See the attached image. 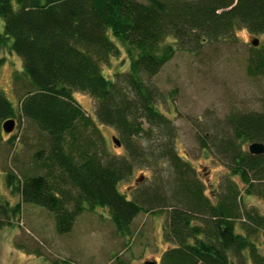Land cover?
<instances>
[{
	"label": "trees",
	"instance_id": "1",
	"mask_svg": "<svg viewBox=\"0 0 264 264\" xmlns=\"http://www.w3.org/2000/svg\"><path fill=\"white\" fill-rule=\"evenodd\" d=\"M233 3L0 0V49L21 60L11 80L17 105L0 90V142L11 134L2 130V123L12 118L29 124L39 146L32 154V173L18 177L5 171L7 189L22 203L52 212L59 234L69 232L83 211L102 207L116 233L125 236L136 215L163 202L169 208L162 226L167 246L156 264H264L259 249L264 246V214L241 205L246 195L264 201V152L252 154L240 147L264 143V111L228 114L233 139L214 142L227 171L212 201L176 152L175 126L157 107L165 97L153 82L176 51L233 40L237 27L264 35V0H236L227 9ZM122 49L127 69L109 78L102 65ZM249 50L247 75L263 76L264 40ZM4 62L0 56V66ZM77 91L93 100L94 119L74 98ZM98 123L116 131L124 154L108 152ZM161 162L173 170L170 197L176 204L168 205L156 193L128 199L118 190L135 168L152 169ZM19 212V202H0V229ZM114 263L127 264L119 256Z\"/></svg>",
	"mask_w": 264,
	"mask_h": 264
},
{
	"label": "rangeland",
	"instance_id": "2",
	"mask_svg": "<svg viewBox=\"0 0 264 264\" xmlns=\"http://www.w3.org/2000/svg\"><path fill=\"white\" fill-rule=\"evenodd\" d=\"M2 27L3 20L0 19V31ZM234 34L233 40L204 43L192 52L176 51L153 77V82L165 97L157 102V107L175 126L176 152L193 168L203 184L204 194L212 201L214 190H221L219 183L227 171L226 161L214 142L233 139L226 121L228 114L264 111V75L252 77L246 73L247 58L251 54L249 49L259 48L264 35L253 34L244 27H237ZM254 38L258 41L256 46L250 43ZM0 56H5V62L0 66V90L17 105L11 80L12 72L19 70L21 60L4 49H0ZM127 66L128 60L122 49L117 57H111L102 65V70L112 78L114 73L125 71ZM74 98L94 119L91 97L77 91ZM97 126L104 135L108 152L124 154L123 146H116L112 141V137L119 139L116 131L107 125L98 123ZM13 135L14 140L9 141ZM201 138H205V147L200 145ZM35 139L34 130L27 122L18 124L15 120L11 134L4 135L0 142V202L10 206L20 203V212L11 218V224L0 229V264H115V256L127 264L159 260L167 246L162 238V226L169 208L163 202L155 204L156 208L151 210L154 212L136 215L130 225V234L125 236L116 233L108 210L102 207L83 211L69 232L59 234L54 229L52 212L22 203L18 194L9 191L5 184V171L11 169L18 177L32 173L29 168L32 154L39 148ZM249 143L240 147L247 151ZM36 173L42 171L37 170ZM171 175L173 170L167 162H161L152 169L135 168L128 179L119 182L118 190L128 199L156 193L160 198H166L168 205L173 204ZM139 178L141 180L137 181ZM243 202L242 206H253L264 214V201L257 195H246ZM259 249L264 256V246Z\"/></svg>",
	"mask_w": 264,
	"mask_h": 264
},
{
	"label": "water",
	"instance_id": "3",
	"mask_svg": "<svg viewBox=\"0 0 264 264\" xmlns=\"http://www.w3.org/2000/svg\"><path fill=\"white\" fill-rule=\"evenodd\" d=\"M250 43L253 46H256L258 44V41L256 38H254L250 41ZM14 127H15V120L12 118L7 119L2 123V130L5 133H11ZM112 141L114 142L116 146L120 145L119 141L115 137H112ZM248 151L252 154H262L264 152V143L259 142V141H253L249 143ZM139 180H141V178H139L137 181ZM142 264H156V262L154 260H146Z\"/></svg>",
	"mask_w": 264,
	"mask_h": 264
}]
</instances>
